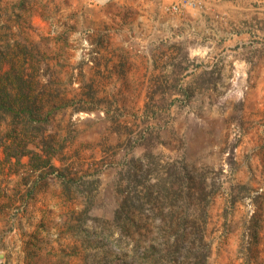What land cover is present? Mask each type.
Listing matches in <instances>:
<instances>
[{
	"label": "rangeland",
	"instance_id": "rangeland-1",
	"mask_svg": "<svg viewBox=\"0 0 264 264\" xmlns=\"http://www.w3.org/2000/svg\"><path fill=\"white\" fill-rule=\"evenodd\" d=\"M8 71L63 108L50 166L0 116L10 213L36 185L44 216L0 264H264V0H0Z\"/></svg>",
	"mask_w": 264,
	"mask_h": 264
},
{
	"label": "trees",
	"instance_id": "trees-1",
	"mask_svg": "<svg viewBox=\"0 0 264 264\" xmlns=\"http://www.w3.org/2000/svg\"><path fill=\"white\" fill-rule=\"evenodd\" d=\"M13 77L15 78V75L8 71L6 78L0 79V83L3 80H6L7 84L11 83V79ZM31 78L32 77L30 75H27V77L21 76L18 79L19 88H23L24 90L22 92L23 100L20 102L18 109L14 108L11 103L8 104L7 100L4 101V96L7 97L8 95L9 97V94L5 90V88H8V86L3 85L1 87L2 89L0 90V94H2V96H0V116L9 114L12 118L10 131L15 132L18 127H21V132H23L25 138L27 140L31 138V140L27 141L23 146L22 154L36 155L37 153H35L33 149H30L28 145L29 143H33L36 148L40 149L41 152L46 155L44 161L50 166L52 157L56 154V148H54V146L51 144L50 137L47 136L46 131L51 119L62 110L63 106L51 104L52 100L46 95V91L48 90L47 85L42 86L44 89V94L42 95L39 105L36 106V102H31V98L29 96L30 94L27 90V88H32ZM1 126L2 122L0 119V127ZM5 149L7 150V148ZM39 155H41V157L43 156L42 154ZM122 208H125V200Z\"/></svg>",
	"mask_w": 264,
	"mask_h": 264
},
{
	"label": "crops",
	"instance_id": "crops-1",
	"mask_svg": "<svg viewBox=\"0 0 264 264\" xmlns=\"http://www.w3.org/2000/svg\"><path fill=\"white\" fill-rule=\"evenodd\" d=\"M26 187L19 181L0 180V250L11 247L12 238L23 236L25 242L20 243L26 254H30L36 247L35 238L39 236L43 224V210L41 201H37V187L31 188L30 195L22 197V204L27 210L21 218L14 220L11 212L12 204L10 198L17 188ZM34 196V199L32 198ZM19 200V202H21ZM14 220V221H13Z\"/></svg>",
	"mask_w": 264,
	"mask_h": 264
},
{
	"label": "water",
	"instance_id": "water-1",
	"mask_svg": "<svg viewBox=\"0 0 264 264\" xmlns=\"http://www.w3.org/2000/svg\"><path fill=\"white\" fill-rule=\"evenodd\" d=\"M4 256L3 255H0V259H2Z\"/></svg>",
	"mask_w": 264,
	"mask_h": 264
}]
</instances>
